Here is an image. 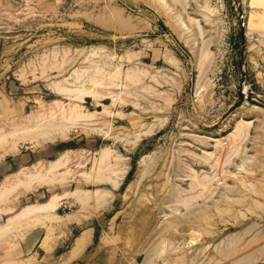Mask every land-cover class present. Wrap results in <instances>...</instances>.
<instances>
[{
  "label": "rangeland",
  "instance_id": "1",
  "mask_svg": "<svg viewBox=\"0 0 264 264\" xmlns=\"http://www.w3.org/2000/svg\"><path fill=\"white\" fill-rule=\"evenodd\" d=\"M96 224L121 264H264V0H0V264Z\"/></svg>",
  "mask_w": 264,
  "mask_h": 264
},
{
  "label": "crops",
  "instance_id": "2",
  "mask_svg": "<svg viewBox=\"0 0 264 264\" xmlns=\"http://www.w3.org/2000/svg\"><path fill=\"white\" fill-rule=\"evenodd\" d=\"M26 160L24 156L19 162ZM64 226L68 227L70 235L79 228L76 221ZM98 228L97 224L85 227L74 240L58 236L59 228L55 230L54 235L50 236L52 241H46V235H42L37 241L31 239L27 245H21L23 262L29 264H121V257H115L112 252L104 251L101 242H96ZM62 229L64 230V227Z\"/></svg>",
  "mask_w": 264,
  "mask_h": 264
},
{
  "label": "bare ground",
  "instance_id": "3",
  "mask_svg": "<svg viewBox=\"0 0 264 264\" xmlns=\"http://www.w3.org/2000/svg\"><path fill=\"white\" fill-rule=\"evenodd\" d=\"M54 106H55V103H54ZM61 107V106H60ZM104 108V107H103ZM61 109H63V108H61ZM70 109H72L73 111L75 110V109H73V108H70ZM62 111V110H61ZM70 112V111H69ZM72 112V111H71ZM70 112V113H71ZM74 113V112H73ZM78 113V112H77ZM74 115H77V114H74ZM62 116V115H61ZM79 116V115H78ZM81 116H82V114H81ZM92 116V115H91ZM83 117V116H82ZM81 117V118H82ZM69 118H70V116H69ZM77 118V117H76ZM75 121V120H74ZM62 127V126H61ZM57 128V127H56ZM58 128H60V127H58ZM68 128V127H67ZM30 130V129H29ZM28 130V131H29ZM37 130H42V128H38ZM36 130V131H37ZM59 130V129H58ZM99 130V129H98ZM44 131V130H43ZM50 131V130H49ZM32 132H33V130H32ZM37 132H39V131H37ZM40 133V132H39ZM39 133H33L32 135L34 136V135H38ZM41 133H43V132H41ZM48 133V132H47ZM32 135H31V137H32ZM36 135V136H37ZM40 135V134H39ZM42 135H44V133L43 134H41L40 135V137L42 136ZM35 136V137H36ZM31 137H29V138H31ZM35 137H33L32 138V141H34V139H35ZM28 138V139H29ZM39 138V137H38ZM36 139H37V137H36ZM36 139H35V141L34 142H36ZM56 139V138H55ZM54 140V139H53ZM31 141V140H30ZM36 145V144H35ZM69 153H71V151L70 150H67L66 152L64 151V153H62V154H60L61 156L57 159V160H55V161H53V162H51L50 163V168H53V167H56V166H59V165H61V162H62V160L66 157V156H68V154ZM65 160V159H64ZM49 168V169H50ZM53 170V169H52ZM52 170H50V171H52ZM49 171V172H50ZM217 177V176H216ZM208 181V180H207ZM5 182V181H4ZM3 182V183H4ZM206 182V181H205ZM245 182V181H244ZM8 183V181H6V184ZM6 184H4V186L6 187ZM3 186V187H4ZM4 187V188H5ZM55 196V195H54ZM53 197V196H52ZM228 197V196H227ZM56 200H57V198H55V197H53L52 199H50L49 200V202L47 203V204H43V205H29V206H27V207H25V208H23L17 215H15L13 218H11L10 220L12 221L13 219H15V218H17L18 216V218L17 219H22V217H24V218H27L28 216L30 217V216H32V215H34V214H36V213H40V212H43V211H48V210H50V209H52L53 210V208H55L56 209ZM185 200V199H184ZM228 200V199H227ZM229 200H232V199H229ZM58 201V200H57ZM186 201V200H185ZM180 202V201H179ZM242 203V202H241ZM187 206V205H186ZM51 210V211H52ZM17 216V217H16ZM21 217V218H20ZM17 219H15V220H17ZM6 226V225H5Z\"/></svg>",
  "mask_w": 264,
  "mask_h": 264
}]
</instances>
